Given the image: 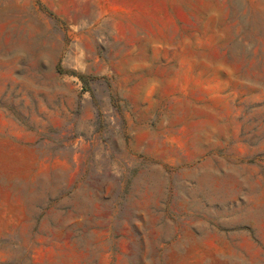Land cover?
Listing matches in <instances>:
<instances>
[{
	"label": "rangeland",
	"instance_id": "obj_1",
	"mask_svg": "<svg viewBox=\"0 0 264 264\" xmlns=\"http://www.w3.org/2000/svg\"><path fill=\"white\" fill-rule=\"evenodd\" d=\"M0 264H264V0H0Z\"/></svg>",
	"mask_w": 264,
	"mask_h": 264
}]
</instances>
